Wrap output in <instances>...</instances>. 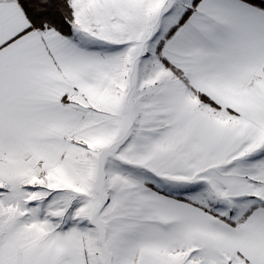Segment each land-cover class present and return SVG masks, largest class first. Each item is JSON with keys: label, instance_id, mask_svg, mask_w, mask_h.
Here are the masks:
<instances>
[{"label": "snow or ice", "instance_id": "1", "mask_svg": "<svg viewBox=\"0 0 264 264\" xmlns=\"http://www.w3.org/2000/svg\"><path fill=\"white\" fill-rule=\"evenodd\" d=\"M0 264H264V0H0Z\"/></svg>", "mask_w": 264, "mask_h": 264}]
</instances>
